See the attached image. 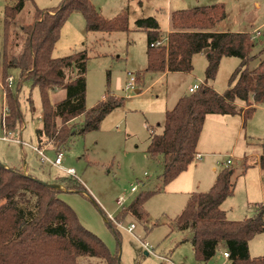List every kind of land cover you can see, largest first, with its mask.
<instances>
[{"label":"trees","instance_id":"16d2710c","mask_svg":"<svg viewBox=\"0 0 264 264\" xmlns=\"http://www.w3.org/2000/svg\"><path fill=\"white\" fill-rule=\"evenodd\" d=\"M26 2L32 4L34 12L32 22L21 27L25 36L22 49L17 57L9 58L5 47L0 60L1 90L9 110L7 124L9 129L22 124L19 93L22 83L30 81L32 87L39 90L42 107L41 127L35 131L38 145L46 138L60 151L71 137L98 130L104 118L124 103V98L106 92L95 107L86 108V52L52 57L61 28L71 14L79 13L87 32H128V17L123 13L105 20L91 0H61L57 7L47 10L38 9L33 0H13L3 12L6 37ZM225 17L222 4L175 11L170 17L167 45L161 47H151L161 37L153 17L134 22L135 30L146 34L145 72L191 73L192 57L205 51L207 65L204 83L192 94L179 98L165 113L162 132L158 134L154 127L147 126L150 137L145 153L151 160L161 161L160 185L153 192H141L127 208L123 207L117 217L120 221L130 215L138 222L147 223L144 203L193 163L207 116L242 113L246 121L263 103L264 57L256 68L249 70L248 66L255 58L251 53L256 47L250 34L212 32ZM263 53L264 49L260 54ZM222 58H236L240 62L229 78L228 88L218 94L211 83ZM11 69L19 71L14 93L5 82ZM67 71L73 74L69 81H66ZM139 79L137 76V83ZM57 90L65 91V98L51 105L49 95ZM237 102L244 103L246 109L238 108ZM78 117H83L82 125L73 131L67 124ZM57 120L61 122L60 127L56 125ZM259 166L264 169V144ZM233 175L231 168L221 170L208 191L192 193L188 197L172 222L173 230L191 232L189 243L196 262L201 264L209 262L222 243L229 255V264H264V257L251 258L248 251L249 241L264 233V207L260 206L253 217L241 221L227 220L220 209L221 204L233 195ZM65 188L67 192H86L80 182L68 181ZM60 193L56 187L44 185L19 169L0 165V264H83L82 258L120 264L119 255H112L99 238L79 223L72 209L58 197ZM113 233L118 241V234Z\"/></svg>","mask_w":264,"mask_h":264},{"label":"rangeland","instance_id":"374dc122","mask_svg":"<svg viewBox=\"0 0 264 264\" xmlns=\"http://www.w3.org/2000/svg\"><path fill=\"white\" fill-rule=\"evenodd\" d=\"M176 1V3L181 1L182 10L201 7L199 3L204 2V0ZM12 2L13 0H0V60L5 47L9 58L19 55L25 38L21 27L30 24L33 19L34 8L30 2H26L9 30V37H6L3 12L4 7L11 5ZM33 2L38 9L47 10L57 7L61 0H33ZM91 2L105 20H111L125 13L128 17L129 31L87 32L81 14H71L61 28L52 57L62 58L76 52H86L87 109L95 107L102 96L104 99L106 92L110 95L114 94L116 98H124L123 105L106 116L98 130L82 136H73L61 146L64 159L61 165L63 169H59L47 162L41 163L40 157L33 150L34 147H38L35 131L41 127L42 115L38 88L32 87L30 81L22 83L19 103L23 122L13 129L8 128L9 110L0 88V116L5 108L6 130L12 133L11 138L23 142L21 145L0 139V165L19 169L24 175L35 177L45 184H59L57 189L62 193L58 197L72 209L79 223L99 238L112 255H119L120 264H160L162 256H168L173 264H200L196 262L189 246L176 249V245L186 238V234L172 228V222L181 212L179 202L182 195L174 192L175 184L170 183V186L153 194L144 203L143 209L148 216L147 223L138 222L130 215H126L121 221L120 217H117L121 214L122 208H127L138 194L153 192L160 185L161 161L151 160L145 154L149 142L146 124L155 128V122L151 121L146 112L156 110L159 100H163L161 102L165 106L164 99L168 90L172 92L174 88L176 92L182 93L184 87L194 85L195 78L201 79L204 75L205 65L195 66L193 79H189L187 84L185 79L183 82V78L170 76L152 84L156 79L155 76L145 74L144 79L142 76L146 69V34L135 30L134 21L142 19L143 16L155 17L160 30L164 33L167 13L165 0H91ZM218 3L224 6L226 17L218 24L217 29L241 32L248 30L250 26L257 28L264 22V0H220ZM140 5L142 6L139 7ZM162 35L159 40L165 44ZM254 41L258 46L262 39ZM233 71L229 75L223 69L217 73L214 90L218 94L224 93L228 88V81ZM127 72L135 78L137 76L140 78V83L137 81L135 83L136 91H142L140 95H136L135 91H125ZM8 75L14 79L11 88L14 93L19 71L11 69ZM72 77L71 71H67L66 81ZM174 80L175 84L172 85ZM64 98L63 90L51 92L49 102L54 105ZM260 107L262 109L244 121L245 125L242 124L237 147L234 146L233 139L229 140L233 138L231 134L223 141L229 145L209 150L219 157L218 161H225L230 154L238 159L233 166H227L234 170L233 180L235 179L236 184L233 195L226 200L230 216L237 219L233 221L251 218L260 206L264 207V190L261 187V184H264V176L260 177L255 170L250 172L249 167L243 168L247 165H243L239 159L245 143L251 146L244 149L246 152L260 150L259 147L264 144V101ZM157 110V113H161L159 104ZM162 118L164 121V115ZM82 122L83 117H78L70 121L67 127L77 131ZM56 125L60 127L61 122L57 120ZM2 132L0 126V138ZM42 144L49 147L44 154L49 160H53L59 152L57 147L46 138H43ZM23 169H27L28 173L26 174ZM64 169H74L75 177H68ZM68 181L80 182L86 192L84 194L67 192L65 186ZM133 186L137 190L131 193L130 189ZM120 198H123L122 206L117 204ZM108 217L113 221L108 220ZM130 224L135 226L131 235L126 231ZM113 232L118 234V241ZM140 242L151 245L155 249V254H148ZM248 247L251 258L264 257V233L254 236L249 241ZM223 252L224 248L219 245L214 259L209 261V264H226V260L222 258ZM81 263L105 264L101 260L91 258H82Z\"/></svg>","mask_w":264,"mask_h":264},{"label":"crops","instance_id":"0c3cea01","mask_svg":"<svg viewBox=\"0 0 264 264\" xmlns=\"http://www.w3.org/2000/svg\"><path fill=\"white\" fill-rule=\"evenodd\" d=\"M219 1L220 0H204V2L199 3V5L201 7L211 6V5L217 4ZM176 2H177L176 0H165V5L167 7V13H166V17H165L166 25H165L164 33H162L161 30L160 31H161V35L163 34L162 36H164L163 39H165L166 41H167L168 34L171 32V23H170L171 14L175 11H179V10L183 9L181 1L179 3H176ZM218 4H220V3H218ZM141 6L142 5H140L139 7H141ZM73 14H77V13H73ZM139 17H142V15H139ZM142 18H144V16ZM153 18L155 19V17H153ZM218 24H220V22ZM218 24L215 26V28L213 29L212 32H214V33L231 32L229 30L217 29ZM134 28H135V26H134ZM159 29H160V27H159ZM263 29H264V22L261 23L257 28H252V26H250V28L248 30H243L241 32H233V33H249L251 35L253 33V31L258 30L263 35ZM146 43H147V41H146ZM262 49H264V39H262V42L260 44H258V46H256L251 53V56H254L255 58H254V60H252L250 62L249 66H248L249 70L256 68L258 66L260 60L264 57V53L260 54ZM146 50H147V48H146ZM145 54H146V52H145ZM232 60H235V61H232ZM239 62L240 61L236 58H222L220 65H219L218 72H220L223 69V70L227 71V75H229L231 73V71H233L235 68H237V65H239ZM191 63H192V67H193V70L191 73H178V72H175V73H170V72L152 73V72H145L144 71L145 73H143L142 76H143V79H144L145 74H152L153 76H155L156 79L152 84H154L156 82L158 83L168 76L183 78V82L185 79V83L187 84L189 79H191V80L193 79L192 73L194 71L195 66L198 67L201 64H203V65H205V68H206L207 62H206L204 53H199V54L194 55L191 59ZM146 66H147V57H146ZM127 73L125 74V83L127 80ZM195 79H196L195 84H203L204 83V75L202 76L201 79L197 78V77ZM139 81H140V79H139ZM214 82H215V80L212 82L213 83V86H212L213 89H214ZM174 84H175V80L173 81L172 85H174ZM189 84L190 83H188V85ZM191 85L184 87L182 93L176 92L174 90V88L172 89V92H170V90H168V93H167V95H165V99H164L165 106L161 102L163 100H159V102L157 101L159 106H161V113H157L158 112V110H157L158 104H157L156 110H152L150 113L146 112L148 117L151 119V121L155 122L156 133L159 134L162 132V127H163V123H164L163 118H162L163 115H164V119H165V113L167 111H170L175 106V104L177 103L179 98L186 96V95H189L188 90L191 87ZM58 91H62V90H57L54 92H58ZM137 91L138 92L136 93V89H135L136 95H140L142 92L141 90L140 91L137 90ZM112 95H114V94H112ZM102 99H103V96H102L101 100ZM236 104H237V107L240 108L242 111L246 109V106L244 103L237 102ZM260 109H262V107H260V105L257 106L252 117ZM40 118H41V116H40ZM159 119H162L161 122H157V121H159ZM243 123H244V119H243L242 113L237 114V115H225V116L210 115V116L206 117L204 124H203L202 132L200 134V137H199V140H198V143L196 146V153H197L196 155H200V159L194 160L193 164H191L185 172L180 174L175 180H173L171 182V184H175L174 186L176 187L174 192L182 195L181 201L179 202L180 211H182V209H183L185 203L187 202L188 197L191 195V193L208 191L212 187V185L214 184V181L216 179L217 174L221 171L219 169L227 168V166L225 165V161L227 160V158L225 159V161H218L217 158H219V157H216L215 154L213 153V151H209V150H214V149L229 145V143L225 144L223 141L226 138H229L231 134H232L233 138H229V140L233 139L234 146L237 147V143L239 142L238 138L240 137L241 127H242ZM243 125H245V124H243ZM147 126H152V125L146 124V128H147ZM148 133H149V131H148ZM149 137H150V134H149ZM148 141H149V139H148ZM235 143H236V145H235ZM248 144L245 143L243 145L242 151H240V158L239 159H240V161H242L243 165L246 164L247 167L251 168L250 172L255 170L256 172L259 173L260 177L264 176V169H262L259 166V158H260V155L262 152V146L259 147L260 150H254L252 152H246V151H244V149L247 146H250ZM38 148L43 149L44 152L47 149H49L48 146L43 145V144H41L40 146L38 145ZM246 154H248V155L246 156ZM229 156H231V162H232L231 165L233 166L238 161V159L234 158V156L231 154ZM211 158H213V159H211ZM23 170H25L26 174L28 173L27 169H23ZM171 184H168L166 187L170 186ZM235 186H236V184L234 181V190H235ZM261 187H262V190H264L263 189L264 184H261ZM226 200L221 204L220 209L225 213L227 220H229V221L237 220L236 218H233L230 216V212L228 210V205H227L228 203ZM132 225H134V224H132ZM134 230H135V226H134L133 231ZM182 233L186 234V238L183 239L184 241L182 240L181 242H178V244L176 245V249L178 247L180 248L182 246H189L192 250L191 244L189 243V239L191 238V232L185 231ZM132 234H133V232H132ZM144 243H146L148 246H151L147 242H140L141 245H143ZM220 246L222 248H224V252H225L226 251L225 245L222 243V244H220ZM192 252H193V250H192ZM154 254H152V255H154ZM214 257L212 259H214ZM222 258L226 260V264H229L228 258L227 259L224 258L223 255H222ZM160 260L162 261V263H160V264H166L163 262H165V260H169V259H168V256H162V257H160ZM119 263H120V260H119ZM209 263L210 262H207L206 264H209Z\"/></svg>","mask_w":264,"mask_h":264},{"label":"built area","instance_id":"2783aa9c","mask_svg":"<svg viewBox=\"0 0 264 264\" xmlns=\"http://www.w3.org/2000/svg\"><path fill=\"white\" fill-rule=\"evenodd\" d=\"M251 39L257 40V39H263V35L261 32H259L258 30L253 31V33L250 35ZM166 41V40H165ZM167 41L165 42V44H163V42H161L160 40L154 42L153 44H151V47H161V46H166ZM6 84L8 85L9 88H12L13 84H14V79L12 76H8L5 80ZM135 83H136V78L134 75H132L131 73H127V80L125 83V91L130 92V91H135ZM200 84H195L192 87L189 88V94H192L193 92H195ZM0 88H2V85L0 83ZM5 116H6V109L3 108L2 110V115L0 116V126L3 130L2 132V136H1V140L2 141H14L16 143H20L21 145L23 144V142L17 140V139H13L12 137V133L10 131L6 130V125H5ZM41 120V118H40ZM34 152L38 155V157H40V161L41 163L47 162L48 164H50L52 167H56L59 169H63L61 167L63 159H64V153L60 150L59 152L56 153V156L53 160H49L46 155L44 154V150L40 149L38 147H34L33 148ZM200 159V155H195L194 160H198ZM232 162H231V156L227 157V160L225 161V165L226 166H231ZM64 173L68 176V177H75V171L74 169H64L63 170ZM137 188L135 186L131 187L130 192L134 193L136 192ZM122 202H123V198H120L119 201L117 202L118 206H122ZM108 220L113 221V219L111 220L108 217ZM134 229V225H129V227L126 229V231L130 234H132ZM143 248L145 249V251L149 254H154V249L151 246H148L146 243H144ZM223 257L224 258H228L229 255L227 253V251L223 252ZM166 264H173L171 261L169 260H165Z\"/></svg>","mask_w":264,"mask_h":264},{"label":"water","instance_id":"95a60500","mask_svg":"<svg viewBox=\"0 0 264 264\" xmlns=\"http://www.w3.org/2000/svg\"><path fill=\"white\" fill-rule=\"evenodd\" d=\"M204 53H206V51L204 52ZM138 91H136V93H137ZM44 185H47V186H50V187H56L57 188V186H55V185H50V184H45V183H43Z\"/></svg>","mask_w":264,"mask_h":264}]
</instances>
